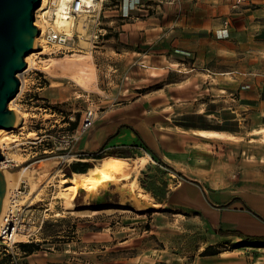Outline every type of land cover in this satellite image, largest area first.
I'll return each instance as SVG.
<instances>
[{
	"label": "crops",
	"instance_id": "obj_1",
	"mask_svg": "<svg viewBox=\"0 0 264 264\" xmlns=\"http://www.w3.org/2000/svg\"><path fill=\"white\" fill-rule=\"evenodd\" d=\"M241 1L235 8L237 0H105L99 52L117 61L115 67L105 64V77L136 85L166 82V94L147 104L136 86L132 102L105 110L75 144L83 156L144 142L185 178L168 183L163 203L202 212L219 241L230 243L243 238L220 230L264 238V174L233 146V139L251 143L264 131V0ZM178 76L180 96L174 92ZM179 115L196 120L179 125ZM88 247L86 240L81 251L91 255L86 264H104L94 262V252L104 255L108 246ZM217 249L218 254L198 256L193 264L240 263L236 248ZM63 255L51 254L45 264H65ZM32 256L25 264H35ZM70 259L69 264H79V258ZM125 264L175 263L163 249Z\"/></svg>",
	"mask_w": 264,
	"mask_h": 264
},
{
	"label": "rangeland",
	"instance_id": "obj_2",
	"mask_svg": "<svg viewBox=\"0 0 264 264\" xmlns=\"http://www.w3.org/2000/svg\"><path fill=\"white\" fill-rule=\"evenodd\" d=\"M40 9L41 6L37 10L39 14L42 13ZM104 9L105 2L100 16H103ZM92 22L88 23L90 26L86 30L81 27L84 37L80 42L77 41L74 51L65 55H50V49H43L38 40L31 53V61H27L30 54L26 58L30 70L24 73L27 68L19 75L23 82L18 93L20 95L9 105L11 110L17 112L18 119L14 129L6 135L10 138L6 141L4 151L1 150L14 162L8 171L14 168H18V171L28 169L26 183L19 181L15 185L12 182L9 197L12 194L18 197L19 204L24 207L28 227H33L34 230L41 224L42 227L32 239L28 240L23 235L18 237L19 245L14 249L15 256L11 254V249L7 251L6 245L0 243V264H25L24 258L27 256L20 244L30 242L40 245V250L31 257L35 264H45V260L55 253H64L62 258L67 261L65 264H69L70 257L73 256L80 259L79 264H86V258L91 257L81 253L85 250L86 240L88 248L96 249L101 244L108 246L106 254H97L99 259H96L97 252H94V262L104 261V264H125L129 258L149 257L161 253L163 249L167 250L175 264H193L198 256H203L207 248H210L208 252L211 253L217 251L218 247L229 246H238L236 250L239 264H264V241H219L215 228L202 212L183 210L169 205V202H158L145 190L144 186H147L162 194L168 183L177 185L185 178L161 163L152 149L142 141L116 150L118 154L123 153L122 158L129 159L132 165L138 159L146 157L136 176V189L146 194L148 200L136 199L126 190L123 191V184L120 183L110 184L95 194H87L84 190L75 192L74 203L76 207L97 209L94 201L102 197L104 205H124L125 210H93L91 214L85 215L67 207L62 193L65 184L73 178V173L67 175L66 169L82 158L76 151L77 142L71 147L64 142V136L76 130L70 129L71 123L77 119L80 123L88 110L96 112L97 121L105 110L124 107L126 103L133 101L136 86H141L136 93L144 96L143 100L147 104L152 98L164 97L166 94V82H143L136 85L124 78L115 81L114 77H105V64L115 67L117 61L106 60V56L99 52L104 44L102 39L96 44L97 47L92 46ZM101 26L103 25L99 24ZM176 79L177 89L174 92H178L180 96V76ZM39 82L44 89L38 90ZM209 99L207 95V102ZM180 103L181 99L178 100V104ZM195 118V115H179L175 121L182 125L195 122ZM127 126L126 124V128L132 129ZM252 138L256 140L251 143L245 139H233V142H237L233 146L240 153V158L246 159L248 165L254 164L264 174V131L254 134ZM112 152L113 150L110 153ZM109 157L120 156L105 152L102 159H91V163L95 166ZM169 178L174 179L175 183ZM148 203L154 205L150 206ZM257 244L263 247H258Z\"/></svg>",
	"mask_w": 264,
	"mask_h": 264
},
{
	"label": "built area",
	"instance_id": "obj_3",
	"mask_svg": "<svg viewBox=\"0 0 264 264\" xmlns=\"http://www.w3.org/2000/svg\"><path fill=\"white\" fill-rule=\"evenodd\" d=\"M105 0H41L42 13L37 14L36 20L39 21V25H36L39 29L40 45L43 49L48 47L50 55H65L75 50L77 41L80 42L84 37L80 28L83 30L88 29L91 21H93L90 29V42L95 47L96 44L103 37L102 29L99 28L100 13ZM241 0H237L235 8L241 4ZM73 21L72 26H60L56 21ZM92 19V20H91ZM229 22H225V27H228ZM37 44V43H36ZM45 51V50H44ZM28 70H30L29 63L27 64ZM26 68V69H27ZM21 87H22V80ZM38 90L44 89L41 82L38 84ZM20 87V89H21ZM97 116L94 110H88L84 117L81 119L76 130L71 134L64 136V142L66 146L71 147L94 126ZM3 152V151H2ZM4 155V164L6 169L14 165L11 158ZM24 207L19 204L18 197L11 195L8 198L5 211L1 213L0 220V243L6 245L12 250L11 254L15 256L14 249L19 245L18 237L23 235L28 240L32 239L36 232L39 231L41 226L34 230L33 227H28L24 218Z\"/></svg>",
	"mask_w": 264,
	"mask_h": 264
},
{
	"label": "water",
	"instance_id": "obj_4",
	"mask_svg": "<svg viewBox=\"0 0 264 264\" xmlns=\"http://www.w3.org/2000/svg\"><path fill=\"white\" fill-rule=\"evenodd\" d=\"M40 6L41 0H0V129L10 131L16 124L17 114L9 105L20 91L19 75L26 70V58L40 34L35 24ZM3 160L0 147V162ZM9 171L17 172L18 168ZM6 191L5 175L0 169V214ZM94 202L98 207L104 205L102 197Z\"/></svg>",
	"mask_w": 264,
	"mask_h": 264
},
{
	"label": "bare ground",
	"instance_id": "obj_5",
	"mask_svg": "<svg viewBox=\"0 0 264 264\" xmlns=\"http://www.w3.org/2000/svg\"><path fill=\"white\" fill-rule=\"evenodd\" d=\"M40 10H42V8ZM37 14H39V11ZM56 23L60 26L64 25V26H67V28H70L72 26L73 21L72 20L71 21H63V20L61 21L60 19H58ZM35 24L39 25V21L35 22ZM38 40H39V36L35 40V45ZM31 57L32 56L30 53V56L27 58L28 62L31 61L29 60ZM14 102H15V98L12 103ZM17 119H18V115H17ZM16 123H17V120H16ZM10 132L11 131L0 129V147L3 151L5 148V145L7 144L6 141L9 140L8 138H10V137L7 138L6 135ZM5 155H8V154H5ZM145 158L146 157L138 159L136 163L132 165L131 163H129V159L127 158L109 157L107 159L102 160L99 164H96L95 166L91 167L85 173H74L73 178L70 180V182L65 184V187H64L65 189H64V192L62 193V199H64L67 207L74 210V212L85 214V215L91 214L93 210L107 211V212L125 210L126 207H124V205L106 204L103 206H99L96 209L94 207H87V208L76 207L74 203L75 192L84 190L86 191L87 194H95L96 192L100 191L103 188H106L110 184L115 185V184L121 183L123 184V189H122L123 191L126 190L128 193L134 195V197L138 200L146 201L148 200L147 195L144 194L141 190L136 189V186H137L136 176L139 172V168L142 164V161ZM5 168L6 166L4 164V161H1L0 169L3 170L5 179H6V184H7L6 198H5V202H4L2 211H1L2 214L5 211V206L7 205V202H8L9 191H11L9 189H11L10 186L12 182H15V185H17L19 181L23 183L28 178L27 168H23L22 170L18 172H11ZM148 204L150 206L154 205V203H148ZM1 216L2 215L0 214V217Z\"/></svg>",
	"mask_w": 264,
	"mask_h": 264
},
{
	"label": "trees",
	"instance_id": "obj_6",
	"mask_svg": "<svg viewBox=\"0 0 264 264\" xmlns=\"http://www.w3.org/2000/svg\"><path fill=\"white\" fill-rule=\"evenodd\" d=\"M79 124V119H77L75 122H72L71 123V130H74L76 129V127L78 126ZM105 147H103L100 151L96 152V153H93V154H90V155H86L84 154L82 156V158H93V159H102L104 157V154H105ZM153 152V151H152ZM118 155L120 157H123V153L121 154H118V151L117 150H113V152L111 153V155ZM153 154H155V152H153ZM158 158V157H157ZM159 159V158H158ZM159 161L161 163L162 160L159 159ZM93 166V164L91 162H81V161H78V162H75V163H72L70 165V167L68 169H66V172H67V175H71L72 173H85L87 172L91 167ZM170 168V167H169ZM171 169V168H170ZM179 175H181L180 173H178ZM145 187V190L147 192H150L152 194V196L159 202H164V199H165V193L163 192L162 194H158L157 192H154L152 190L151 187H147V186H144ZM222 235H238L240 237H242L243 239L247 240V241H264V238H257V237H249V236H244L241 232L239 231H222L220 230V232ZM258 247H263L261 246V244H257ZM20 247H21V250L23 251V253L25 254V256H30L32 254H34L35 252L39 251L40 250V245L39 244H36L34 242H30V243H22L20 244ZM238 246H235L234 248H237ZM210 248H207L206 251L203 253V256H208V255H215V254H218L219 251H214V252H211L209 253L208 250Z\"/></svg>",
	"mask_w": 264,
	"mask_h": 264
}]
</instances>
